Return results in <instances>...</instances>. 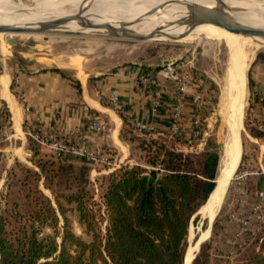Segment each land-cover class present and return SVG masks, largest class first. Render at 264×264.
<instances>
[{
	"label": "trees",
	"instance_id": "obj_1",
	"mask_svg": "<svg viewBox=\"0 0 264 264\" xmlns=\"http://www.w3.org/2000/svg\"><path fill=\"white\" fill-rule=\"evenodd\" d=\"M74 81L81 93V83ZM11 87L18 95L16 78ZM119 113L124 131L128 118ZM9 118L5 106L1 124ZM250 130L264 138V131ZM123 131L121 136L126 138ZM198 131L201 142L196 149L192 141L185 150L161 142V137L151 140L156 145L155 151L150 148L147 154L152 168L122 165L103 177L98 193L90 188L93 182L85 157L73 155L84 164L44 158L40 144L29 136L33 165L17 160L0 190V264L187 262L191 221L215 187L221 159L216 144L207 142ZM144 145L149 147L146 142ZM150 176L162 183L150 185ZM71 213L78 214L88 239L75 232ZM208 249L209 243L203 242L194 264L202 256L200 264H208ZM238 264H264V235L258 249Z\"/></svg>",
	"mask_w": 264,
	"mask_h": 264
},
{
	"label": "rangeland",
	"instance_id": "obj_2",
	"mask_svg": "<svg viewBox=\"0 0 264 264\" xmlns=\"http://www.w3.org/2000/svg\"><path fill=\"white\" fill-rule=\"evenodd\" d=\"M12 1L17 4L21 3L29 9L44 7L47 4L53 5L55 9H63L66 7L67 14L74 15L71 13V10L75 8L72 0ZM12 1L0 0V10L3 9V6L6 3ZM91 1V6L81 3L76 7L79 8L80 12L82 11V15L87 14L88 16L93 17L92 20H96L101 17L103 12V9H100L99 7L100 5H102V7H106V2H108V9L114 10L120 6L119 3L122 0ZM132 1H141L142 4L154 3L157 8L161 9H166L176 5V8L180 9V3L182 0ZM189 1L191 2L192 0ZM237 1H244L254 7L259 6L258 3H261L260 7L264 10V0ZM133 14L135 13L130 7L123 8L120 22L127 25L129 29L137 31L138 33L151 32V35H153L154 32L160 29L159 26L152 20L159 17H150L148 13L144 12L141 16H138L137 13L135 15ZM202 25L203 24H200L191 28L196 30ZM10 38L17 39V43H9ZM30 38L34 39L33 45L27 44V40ZM0 44L3 46L5 51L4 54L0 51V58L5 60V63L11 67L10 69H15L17 66L16 64H28V66H34L37 68H59L68 71L71 74L84 76L85 70L87 69L92 71L93 69L100 68L102 70L110 69V71H114L117 68L124 66L135 64L137 66L141 65L144 69H148L147 72H151L154 76L153 78L161 84L160 88L164 90V101L162 100L164 105L161 110H164V107H166V109H168L167 115L170 117H167L169 122L167 121V123L163 124L162 127L154 125L155 128L152 132H147L137 126H134L137 129L135 130L131 123L125 127L123 134L126 137L134 138L131 147L132 161H130L129 165L148 169L152 168L147 154L150 148L155 151L156 145H154L151 140L158 137L162 138L160 139L161 142L166 141L168 145H173L178 149L184 148L185 150L189 149L191 145L190 141H192V143H194L193 149H196L198 143L201 142V140H198L199 138H197L199 132L198 130H200L204 133L206 140L208 139L207 142H213L216 144V148L221 154L219 162V165L221 166V162L224 157L226 140L228 138L226 126L227 118L224 110L222 109L223 96L221 83L225 77L227 68L232 61V57L230 56L228 47L224 40L212 39L209 37L207 38V35L204 33L194 35L193 38H190L187 35L183 37L181 36L160 40H137L121 36L110 37L106 34L91 33H53L37 37L23 34H10L6 36L1 34ZM259 53H261L260 56H258ZM258 60L264 62V46L259 48L256 52L254 60H252L248 69V96L242 132V158L230 183L222 207L214 220V223L218 220L215 232L213 224L210 236L206 241H204L209 243L208 264L240 263L242 259L246 258L258 249L260 237L264 235V221L258 223L259 219L253 212L254 204L258 199L256 193L261 191L264 192V138L257 137L250 130V128L260 130L258 126L262 123L261 120L254 117V108H256L255 96L260 95H255L252 88V68ZM168 62H173L174 66L177 67V78H166L160 74V71L167 66ZM182 88L184 89L182 90ZM179 92L184 94V105L179 124L180 132L175 134L173 133L171 127L173 123V115L176 112L175 108L178 103V98L180 97ZM106 104L109 105V107H115L109 101ZM166 109L164 112H166ZM194 118H197L196 123L194 122L196 120ZM4 124L9 125V120L8 123L6 122ZM25 130H28V126L26 125ZM9 133L11 134V137H13L11 125H9ZM10 139L11 138L0 143V149L1 147L10 145ZM145 142L149 145V147L144 145ZM203 146L204 145H201L200 148ZM14 147L16 146L14 145ZM209 148L214 149L212 145L209 146ZM29 149L31 151L27 156L24 155L21 149H15L14 151L9 150L6 152L0 151V190L4 188L8 171L13 166L15 167L17 160L27 166L33 165L30 160L33 155L31 143L29 144ZM42 156L44 158H55L58 161L60 160L50 152L46 154L42 153ZM66 159H69L75 164H84L81 160L76 159L73 154L64 156L62 160ZM86 163L90 168L89 178L93 182V185H91L90 188L95 193H98L100 181H102L103 177L107 176L110 171H106L105 174L100 175L93 171L94 168H98L97 164L89 163L88 161H86ZM46 192L50 194L48 190ZM96 199H99L98 195ZM262 211L264 213V196L262 199ZM249 215L253 216V224L258 223L257 225L260 228V230H258L259 235H257L256 238H254L241 251L231 255L228 252V247L230 239L234 237L235 232L240 225L241 221H239V217L244 219ZM70 217L75 232L88 239L89 237L85 233V227L78 221V214L71 213ZM208 225L209 224L206 220H204L201 214L193 216L188 236L189 256L193 253L191 251L194 249L196 250L198 241L201 240L202 232L207 229L206 227H208ZM102 227L103 229L106 227L105 221L103 222ZM199 251L197 253L194 251L193 261L191 264H194L195 257ZM202 258L203 256L200 258V262H198V264L201 263Z\"/></svg>",
	"mask_w": 264,
	"mask_h": 264
},
{
	"label": "crops",
	"instance_id": "obj_3",
	"mask_svg": "<svg viewBox=\"0 0 264 264\" xmlns=\"http://www.w3.org/2000/svg\"><path fill=\"white\" fill-rule=\"evenodd\" d=\"M16 65L15 69H10L5 60L0 58V119L6 106L10 112L9 125L13 133L11 144L1 147L0 151L21 149L27 156L31 151L29 149L31 133L28 130L39 134L56 131L83 149L112 150L114 158L109 170L112 171L132 161L133 140L121 136L125 122L119 112L128 118L133 127H136V123L162 127L169 122L168 109L164 107V110H161L164 102L158 114L151 110L156 90V86L151 84L152 80L156 79L141 65L124 66L114 71L87 69L84 76L71 74L63 69L37 68L28 64ZM14 78L18 95L11 87ZM74 80L81 83V93ZM252 80L254 94L260 95L255 96L254 117L264 123L263 61L255 62ZM162 91L164 98V90ZM114 92L118 94L119 103L112 108L106 103L109 101L113 104L111 96ZM95 118L100 119L106 127L100 134L91 127V122ZM194 119L196 123L197 118ZM25 125L28 126V130H25ZM40 148L42 153H52L48 147ZM97 167L93 170L97 174L102 175L108 171L107 166L97 164Z\"/></svg>",
	"mask_w": 264,
	"mask_h": 264
},
{
	"label": "bare ground",
	"instance_id": "obj_4",
	"mask_svg": "<svg viewBox=\"0 0 264 264\" xmlns=\"http://www.w3.org/2000/svg\"><path fill=\"white\" fill-rule=\"evenodd\" d=\"M12 2L6 3L3 6V9L0 10V25L31 26L33 28H37L41 22H46L65 16H72L67 14L66 7L63 9H55L53 5L47 4L44 7L29 9L27 6L21 3L17 4ZM72 2L74 3L72 4L75 6V8L71 10L72 14H77L79 12V8L76 7L78 4L83 3L89 6L92 4L91 0H72ZM223 2L227 6V10L225 9V12L235 22L248 27L264 29V10H262L260 7L261 3H258L259 6L254 7L253 5H250L244 1L223 0ZM107 3L108 2H106V7L98 5L100 9H103V12L101 17L97 18L96 20H92L93 17L88 16L87 14L79 15L75 21L60 24L55 28L72 32L84 30L83 32L86 33L106 35L111 32H117V30L109 26H105V24H112L117 28L125 26L126 29L131 30L127 25L120 22L122 9L130 7L135 14H138V16H141V14L144 12L148 13L150 17H159L157 19H152L154 23H156L160 28L158 31L154 32V37L152 39L160 40L181 36L183 37L187 35L188 37L193 38L194 35L204 33L207 35V38L209 37L212 39L224 40L228 47L230 56L232 57V61L229 64L225 77L221 83L223 96L222 109L226 114V126L228 131V138L226 137L227 140L224 149V157L221 162V166L219 165L223 179L221 178L222 183H220L218 191H216L211 197L210 201L200 209V212L208 221L209 225L207 229L202 232L201 240L198 241L196 250L194 249L191 251L193 253L188 259H186L187 262H185V264H191L193 261L194 251L196 252L198 250L200 241L207 239L210 236V224L213 222V220H215L222 207L224 202L223 197L227 185L229 184L231 178H233L235 175L242 158V132L248 96V69L250 63L252 60H254L256 52L259 50V48L264 46V37L260 36L259 34L244 32L237 29H226L224 27H219L210 23H203V25L198 27L196 30H193V28L189 26L188 22L179 23V21L186 20L188 18L190 19L196 16L203 17L215 14L217 12V0H192L191 2L189 0H182L180 3V9H177L176 5L171 6L173 8L168 7L171 9H161L157 8L154 3L146 4L144 2L145 4H142L141 1L134 2L132 0H122L119 3L120 6L114 10H110L108 9L109 6H107ZM91 22L97 24L98 27L86 28L80 26V24L83 26H88ZM118 33L122 34L121 31H118ZM1 34L6 36L10 35L11 33L8 34L5 32H0V35ZM21 34L36 37L45 36L44 33ZM139 34L149 35L151 32H143ZM0 51L5 53L1 44Z\"/></svg>",
	"mask_w": 264,
	"mask_h": 264
},
{
	"label": "built area",
	"instance_id": "obj_5",
	"mask_svg": "<svg viewBox=\"0 0 264 264\" xmlns=\"http://www.w3.org/2000/svg\"><path fill=\"white\" fill-rule=\"evenodd\" d=\"M177 67L174 66L173 62H168L167 66L164 67L160 74L166 78H177L176 76ZM152 83L156 86V90L153 95V100L151 103V110L154 114L159 111L163 100V91L160 88V83L156 80H152ZM184 88H182L183 90ZM178 103L175 108V114L173 115V123H172V131L177 134L180 132V120H181V112L184 105V94L179 92ZM111 101L114 106H117L119 103L118 94L114 92L111 96ZM136 126L140 129H144L147 132H152L155 128L153 125H147L144 123H136ZM91 127L98 133H102L105 130V124L100 119H93L91 122ZM259 129L264 131V123L259 124ZM31 133V136L41 145L50 148L56 158L60 159L64 156L68 155H80L86 158V161L89 163L101 164L103 166L108 167V171L111 170L112 159L114 158V154L109 149L97 148L94 150H86L79 146L74 145L72 142L68 141L65 137H63L59 132L51 131L46 134ZM11 138V134L9 133V125L1 124L0 122V143ZM257 202L254 204L253 212L259 219L258 223L264 221V213L262 211V199L264 196V192H257ZM253 216L249 215L242 219L238 229L235 232L234 237L230 239V244L228 247L229 254H236L245 248L256 236L258 235V230L260 228L257 224H253L252 220Z\"/></svg>",
	"mask_w": 264,
	"mask_h": 264
},
{
	"label": "water",
	"instance_id": "obj_6",
	"mask_svg": "<svg viewBox=\"0 0 264 264\" xmlns=\"http://www.w3.org/2000/svg\"><path fill=\"white\" fill-rule=\"evenodd\" d=\"M217 12L215 14L212 15H208V16H203V17H194V18H188L186 20H181L179 21V23L182 22H188L190 27H195L197 25L203 24V23H210V24H214L217 25L219 27H224L226 29H237L240 31H244V32H250V33H254V34H259L260 36L264 37V29L261 28H255V27H248V26H244L238 22H235L226 12L225 9L227 10V6L225 5V3L223 2V0H217ZM79 15H82V11L78 12L77 14H74L72 16H65V17H61V18H57L54 20H50V21H46V22H41L39 24V26L37 28H33L31 26H14V25H0V32H5V33H11L13 35H19L21 33H44V34H53V33H61V34H85L86 32H83L84 30H79V32H69V31H63V30H59L57 28H55L56 26L60 25V24H64L70 21H75L77 19V17ZM81 27H86V28H95L98 27L97 24L94 23H90L88 26H83L80 24ZM105 26H109L115 30H117V32H111L108 34V36L110 37H125V38H131V39H137V40H150L152 39L154 36L153 35H144V34H139L137 32L128 30L125 28V26H121L119 28L114 27L112 24H105ZM118 31H121L122 34H119ZM9 43L11 44H16L17 43V39L15 38H10L9 39ZM27 44L29 45H33L34 44V39L30 38L29 40H27ZM32 51V50H30ZM222 176V177H221ZM223 179V175L221 173L220 170H218V174H217V178L215 180V187L213 189V191L211 192V194L209 195L206 203H208L211 199V197L213 196V194L218 191V188L220 187V183H222ZM233 178H231L229 184L227 185V188L225 190V194L223 197V200L226 197L227 191L229 189L230 183L232 181ZM161 184L162 181L161 179H158L154 176H150L149 177V184ZM201 214L202 217L204 218L203 214L200 212V209L198 210V212L195 214ZM218 215V214H217ZM204 220H206L204 218ZM207 221V220H206ZM208 223V221H207ZM213 224H214V220L213 222H211L210 224V229L212 232V228H213ZM207 228V227H206ZM208 239V238H207ZM207 239H204L202 241H200L199 243V248L196 251V253L200 250L201 244L206 241ZM195 253V256H196ZM187 254V252H186ZM186 259V258H185ZM184 264H185V260H184Z\"/></svg>",
	"mask_w": 264,
	"mask_h": 264
}]
</instances>
